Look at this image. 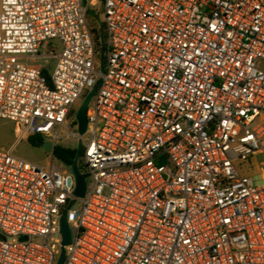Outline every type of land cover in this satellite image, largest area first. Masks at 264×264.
<instances>
[{"label":"built area","instance_id":"2783aa9c","mask_svg":"<svg viewBox=\"0 0 264 264\" xmlns=\"http://www.w3.org/2000/svg\"><path fill=\"white\" fill-rule=\"evenodd\" d=\"M0 119L77 138L91 181L0 150V264H56L64 211L62 264H264V0H0Z\"/></svg>","mask_w":264,"mask_h":264},{"label":"rangeland","instance_id":"374dc122","mask_svg":"<svg viewBox=\"0 0 264 264\" xmlns=\"http://www.w3.org/2000/svg\"><path fill=\"white\" fill-rule=\"evenodd\" d=\"M93 12L96 13L94 18H88V25L93 30V37H95L96 33H100L103 22H104V15L101 3H96L94 7H90ZM51 46L55 48L58 52L61 51V45L58 41H52ZM98 57V56H97ZM25 61V60H23ZM27 63H30L27 61ZM33 66L39 67L44 69L47 73L51 74L53 72L55 61L49 58H41L37 59L35 62L32 63ZM95 66L97 69L100 70V63L98 58L95 60ZM81 101L77 104V110L81 105ZM67 124H70L69 122ZM42 137V136H41ZM89 135L85 134L82 137V141L86 144L89 141ZM45 142H49L48 139L42 137ZM79 144V140L75 137H65L64 133H62V139L57 142V146H61L64 148H77ZM0 150L2 151H12V155L28 161L30 163L37 164L39 166H47L49 164V157L50 153L46 150L42 149V147H35L30 144L28 140V136L19 139L16 136L14 131V124L8 120L0 119ZM82 154L77 159V166L80 172L86 173V166L83 160V149L81 150ZM264 161V158H256L255 160L243 164L241 167V172L243 174L250 175L254 180L258 181L259 184H263L264 180L261 179V173L259 171L260 163ZM53 166H58L60 168H64V164L60 161L56 160L55 158L52 161ZM87 185L90 187L91 181L90 179H86ZM34 241H36L34 239ZM58 259V256H57Z\"/></svg>","mask_w":264,"mask_h":264},{"label":"water","instance_id":"95a60500","mask_svg":"<svg viewBox=\"0 0 264 264\" xmlns=\"http://www.w3.org/2000/svg\"><path fill=\"white\" fill-rule=\"evenodd\" d=\"M83 4H86V0H82ZM88 16L91 18L95 17V13L93 11H88ZM99 63H100V72L104 73V68H105V58H104V54L103 52L100 53L99 56ZM100 81H98L90 90V92L84 97L78 111L76 114V121L78 124V134L80 136H83L86 132L87 129V120H86V111H87V107L88 104L94 94V91L96 89V87L99 85ZM42 149L46 150L47 152H52L53 149V145L51 143L45 142L42 144ZM77 153H76V157L75 160L73 161L72 165H71V169L75 175L76 178V189L74 191V195L78 198H81L84 196L85 190H86V178H88L87 174H81L78 166H77V159L78 156L82 150V144L79 141V144L76 148ZM60 232L62 235V243H61V249H60V254L59 257L57 259L56 264H62L63 260H64V255H65V251H64V247L70 244V230L68 228L67 222H66V211L63 212L61 219H60Z\"/></svg>","mask_w":264,"mask_h":264},{"label":"trees","instance_id":"16d2710c","mask_svg":"<svg viewBox=\"0 0 264 264\" xmlns=\"http://www.w3.org/2000/svg\"><path fill=\"white\" fill-rule=\"evenodd\" d=\"M89 18V16H88ZM101 31L100 33H96L94 37L95 42V51L98 54V57L100 56V53L102 52L101 48ZM46 74V72H45ZM28 140L31 145L35 147H40L44 143V140L39 135H33L28 136ZM77 150L74 148H64L61 146H55L53 149V157L63 163L64 165L71 166L73 161L75 160ZM82 154V151L80 152L79 156ZM78 156V157H79Z\"/></svg>","mask_w":264,"mask_h":264}]
</instances>
